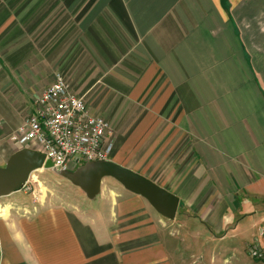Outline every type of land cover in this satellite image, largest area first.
<instances>
[{
	"label": "crops",
	"instance_id": "1",
	"mask_svg": "<svg viewBox=\"0 0 264 264\" xmlns=\"http://www.w3.org/2000/svg\"><path fill=\"white\" fill-rule=\"evenodd\" d=\"M57 72L109 122L108 159L178 212L113 177L96 208L22 189L0 197V264H248L244 221L264 224V0H0L1 166Z\"/></svg>",
	"mask_w": 264,
	"mask_h": 264
},
{
	"label": "built area",
	"instance_id": "2",
	"mask_svg": "<svg viewBox=\"0 0 264 264\" xmlns=\"http://www.w3.org/2000/svg\"><path fill=\"white\" fill-rule=\"evenodd\" d=\"M109 122L91 112L61 72L36 99V109L12 135L20 146L43 152L57 169H69L88 161L108 159L113 150ZM33 174V173H32ZM32 178L22 189H27ZM258 246L253 257L264 258Z\"/></svg>",
	"mask_w": 264,
	"mask_h": 264
},
{
	"label": "water",
	"instance_id": "3",
	"mask_svg": "<svg viewBox=\"0 0 264 264\" xmlns=\"http://www.w3.org/2000/svg\"><path fill=\"white\" fill-rule=\"evenodd\" d=\"M41 168L54 169L86 195L94 199L106 177H113L127 190L144 197L153 208L168 219H175L180 198L150 178L110 159L93 160L74 170L57 169L46 155L36 149L24 147L13 153L5 166L0 165V197L22 190L32 173Z\"/></svg>",
	"mask_w": 264,
	"mask_h": 264
},
{
	"label": "rangeland",
	"instance_id": "4",
	"mask_svg": "<svg viewBox=\"0 0 264 264\" xmlns=\"http://www.w3.org/2000/svg\"><path fill=\"white\" fill-rule=\"evenodd\" d=\"M70 86L73 87V85L71 84ZM27 112L29 114L30 110ZM33 173L34 175L31 178L27 189H23L25 193L31 194V193L36 192L37 198L38 197L45 198L51 202L53 201L59 204L67 203L68 206L70 203L75 204V205L76 203H79L81 207H85V208H91V207L96 208L97 207V205H94L96 203V199L89 198L81 188L74 185L72 182H70L68 179L63 177L56 170L52 168L51 169L41 168V169L34 171ZM243 226H244L243 229L245 230L246 238L245 240H243V237H242L241 241L243 242H241L238 248L235 247L237 249L236 254L239 255L241 259L247 262L248 264H253V263L256 264L257 262L256 260H260L262 258L253 257L254 255L251 254L253 250H257V247L259 245V243L252 244V241H254L255 239L261 238V242L264 243V230L261 234L263 237L259 235V231L261 227H264V224L262 226L260 225L256 226L255 224L252 223V221L245 220ZM246 240H248L249 242L247 243L244 242ZM235 248H233L231 252L232 255L234 254ZM261 250H263V255H264V249H260L259 251Z\"/></svg>",
	"mask_w": 264,
	"mask_h": 264
},
{
	"label": "bare ground",
	"instance_id": "5",
	"mask_svg": "<svg viewBox=\"0 0 264 264\" xmlns=\"http://www.w3.org/2000/svg\"><path fill=\"white\" fill-rule=\"evenodd\" d=\"M34 173L32 174V177H33Z\"/></svg>",
	"mask_w": 264,
	"mask_h": 264
}]
</instances>
